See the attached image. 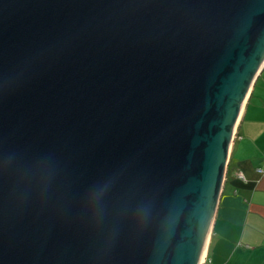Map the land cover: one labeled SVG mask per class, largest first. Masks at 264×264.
I'll return each mask as SVG.
<instances>
[{
    "label": "water",
    "instance_id": "water-1",
    "mask_svg": "<svg viewBox=\"0 0 264 264\" xmlns=\"http://www.w3.org/2000/svg\"><path fill=\"white\" fill-rule=\"evenodd\" d=\"M263 58L264 0H0V264H198Z\"/></svg>",
    "mask_w": 264,
    "mask_h": 264
},
{
    "label": "crops",
    "instance_id": "crops-1",
    "mask_svg": "<svg viewBox=\"0 0 264 264\" xmlns=\"http://www.w3.org/2000/svg\"><path fill=\"white\" fill-rule=\"evenodd\" d=\"M232 141L203 264H264V64Z\"/></svg>",
    "mask_w": 264,
    "mask_h": 264
},
{
    "label": "bare ground",
    "instance_id": "bare-ground-1",
    "mask_svg": "<svg viewBox=\"0 0 264 264\" xmlns=\"http://www.w3.org/2000/svg\"><path fill=\"white\" fill-rule=\"evenodd\" d=\"M263 63H264V58H263L262 61H261L260 68L262 67ZM251 83H252V82H251ZM251 83H250V86H249V88H248V90H247V92H246V95H245V97H244V99H243V101H242V103H241V106H240V110H239V113H238L237 119H236V121L234 122V125H233V127H232V136H233V134H234V132H235L236 126H237V124H238V122H239V119H240V117H241V114H242V112H243V109H244V106H245V102H246V99H247V96H248L249 90H250V88H251ZM232 143H233V141H232V139H231V141L229 142L228 155H227V160H226V162H227L228 159H229V152H230V150H231ZM212 222H213V215L210 217V221H209V225H208V229H207V234H206V238H205V242H204V246H203V250H202L201 258H200V261H199L198 264H203L204 261H205L206 252H207V246H208V242H209V236H210V232H211Z\"/></svg>",
    "mask_w": 264,
    "mask_h": 264
},
{
    "label": "rangeland",
    "instance_id": "rangeland-1",
    "mask_svg": "<svg viewBox=\"0 0 264 264\" xmlns=\"http://www.w3.org/2000/svg\"><path fill=\"white\" fill-rule=\"evenodd\" d=\"M251 80H252V77H251ZM250 80V81H251ZM225 163V162H224ZM222 174V173H221ZM220 192V190H219V188L217 189V193H216V197H215V201H214V205H213V209H212V215H213V213L215 212V207H216V205H217V202H218V196H219V193Z\"/></svg>",
    "mask_w": 264,
    "mask_h": 264
}]
</instances>
